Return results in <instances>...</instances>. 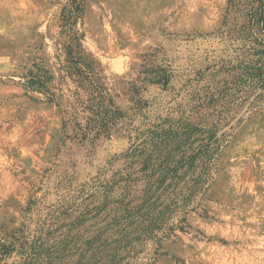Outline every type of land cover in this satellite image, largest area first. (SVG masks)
I'll return each instance as SVG.
<instances>
[{
	"label": "rangeland",
	"instance_id": "rangeland-1",
	"mask_svg": "<svg viewBox=\"0 0 264 264\" xmlns=\"http://www.w3.org/2000/svg\"><path fill=\"white\" fill-rule=\"evenodd\" d=\"M68 1L0 0V264H264V108L218 90L242 0H82L72 31Z\"/></svg>",
	"mask_w": 264,
	"mask_h": 264
},
{
	"label": "trees",
	"instance_id": "trees-1",
	"mask_svg": "<svg viewBox=\"0 0 264 264\" xmlns=\"http://www.w3.org/2000/svg\"><path fill=\"white\" fill-rule=\"evenodd\" d=\"M81 3L82 0H70L63 9L59 22L63 27L67 26L69 31H72V25L79 18ZM233 9V12L240 13V22H237L235 18V23L231 28L218 32L219 35L226 36L230 44L234 46L231 59L226 62L228 76L224 81V86L218 90L222 93V98L228 100L227 111L241 109L239 114L232 119V123L236 124L242 122L246 115L264 108V0H242V4H238V7ZM78 41L77 34L67 35V41L62 46V51L66 56L65 65L59 70L65 69L66 74L78 77L80 81L83 77L89 79L93 69L92 64L86 62L80 55ZM47 73L44 72V74ZM49 80H52V76L44 77L30 73L25 86L42 93L47 102L52 103L55 100V94L48 84ZM97 106L101 108L102 104L97 102ZM102 113L98 109L94 116L100 118ZM218 142V139L213 142L216 144V154L219 152Z\"/></svg>",
	"mask_w": 264,
	"mask_h": 264
}]
</instances>
